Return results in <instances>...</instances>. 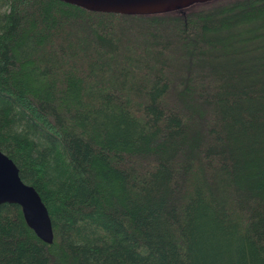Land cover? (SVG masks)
Masks as SVG:
<instances>
[{
    "label": "trees",
    "instance_id": "obj_1",
    "mask_svg": "<svg viewBox=\"0 0 264 264\" xmlns=\"http://www.w3.org/2000/svg\"><path fill=\"white\" fill-rule=\"evenodd\" d=\"M0 264H264V0L156 14L0 0Z\"/></svg>",
    "mask_w": 264,
    "mask_h": 264
},
{
    "label": "water",
    "instance_id": "obj_2",
    "mask_svg": "<svg viewBox=\"0 0 264 264\" xmlns=\"http://www.w3.org/2000/svg\"><path fill=\"white\" fill-rule=\"evenodd\" d=\"M84 10L126 15H146L180 10L210 0H59ZM19 207L26 226L46 244L52 241L51 222L36 190L21 181L18 168L0 151V204Z\"/></svg>",
    "mask_w": 264,
    "mask_h": 264
}]
</instances>
